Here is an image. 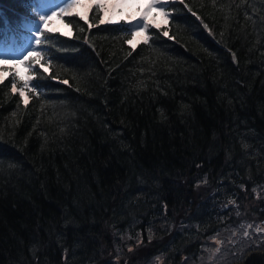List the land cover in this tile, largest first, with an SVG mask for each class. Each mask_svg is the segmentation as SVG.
<instances>
[{"label":"trees","instance_id":"trees-1","mask_svg":"<svg viewBox=\"0 0 264 264\" xmlns=\"http://www.w3.org/2000/svg\"><path fill=\"white\" fill-rule=\"evenodd\" d=\"M37 1L0 0L2 41ZM161 2L148 44L93 7L28 104L0 83V264H264V0Z\"/></svg>","mask_w":264,"mask_h":264},{"label":"snow or ice","instance_id":"snow-or-ice-1","mask_svg":"<svg viewBox=\"0 0 264 264\" xmlns=\"http://www.w3.org/2000/svg\"><path fill=\"white\" fill-rule=\"evenodd\" d=\"M136 3L141 4L144 7V11L141 13L139 8L136 12L127 13L123 11L128 8L133 0H71V3L68 4L67 8L61 9V14L63 16H72L79 15V19L84 21V23L88 24L89 28H92L94 25L89 21L88 13L95 7L97 10L103 11L104 16L108 18V22H112L114 17H119L121 19H128L129 21L135 20L137 16L144 21L143 24H132L129 31L133 37L143 36V43H149V36L146 35L149 25L160 28V23H157L155 18L150 19L151 13H156L163 19V23L165 25L168 24V13L165 11L166 4L162 3L161 0H135ZM85 11L76 13V8H85ZM56 16L54 13L53 16H41L40 19L43 21V31L39 28L36 32V48L31 49L23 59H15V60H6L0 61V64H4L9 66L8 70L4 68H0V83H3L9 76L12 77L11 82V91L13 94H19L20 97L23 98L25 104H28L29 97L26 94L27 92H36L39 88L38 84L31 83L34 79L37 78V72L35 69L37 67L41 68L44 73H49V68L51 65V61H47V63H42V61L46 60V56L44 51L40 50L45 41H50L51 38L48 36H44L43 32L46 31L48 33L54 31H60V29L49 27L50 21ZM63 27L65 29H71L73 22H63ZM100 23H105V19L101 18ZM71 32H61V35L68 36ZM165 36H168V32L165 31L163 33ZM128 43L132 45L133 48L136 47V43L133 40H129ZM23 81L22 86L18 87V82ZM66 83V81H64ZM260 231V229H258ZM247 235V233H245ZM131 250V249H130Z\"/></svg>","mask_w":264,"mask_h":264},{"label":"rangeland","instance_id":"rangeland-1","mask_svg":"<svg viewBox=\"0 0 264 264\" xmlns=\"http://www.w3.org/2000/svg\"><path fill=\"white\" fill-rule=\"evenodd\" d=\"M111 2H114V0H111ZM69 3H71V0H38L34 7V12L37 15L35 19L37 20V24L32 25L30 23L29 24L23 23L24 32H22V34H25V36H22L19 38L16 37L15 39L13 37V38H10V40L8 41H2L0 39V61L23 59V57L26 56L31 49L37 47L35 43L37 29L39 28L40 30L43 31V21H41L40 19L41 16H53V14L55 13L56 16L50 21L49 27L60 29V31H58L60 34L61 32L70 31L71 34L68 35V37H70L72 35V28L70 30L65 29L61 22V21L66 22L64 20L65 16L61 14V9L67 8ZM86 7L87 5H85V8H76L75 12L76 13L83 12L85 11ZM138 8L141 13L144 11V7L141 4L136 3L135 0H133V3H131L130 6L124 9L123 11L127 13H133V12H136ZM153 17L155 18L157 23H160V24L163 23V19L156 13L150 14V19ZM101 18L105 19V23L103 24H112V23H118V22L125 23L126 22L128 29H130L132 24H136V23L143 24L144 23V21L140 18V16H137L136 19L132 21H129L128 19H121L119 17H114L113 21L110 23L108 22V18L104 16L103 11H101L100 19ZM146 35H147V32H146ZM129 40H133V42L136 43L137 45L139 42L143 41V36L133 37L130 33V37L128 38L127 42ZM8 67L9 66L7 65L0 64V68H4L5 70H8ZM22 84H23V81L19 83L20 86H22ZM26 94H27V90H26ZM245 223H248V222H245ZM248 224H246L244 227L245 233L248 234L252 230L255 231L257 236H259L261 233H264V226L259 225L257 221H254L253 225H248ZM258 229H260V231H258ZM192 233H195V232H192ZM219 241L217 240L218 244L215 247H218ZM214 249H217V248H214Z\"/></svg>","mask_w":264,"mask_h":264}]
</instances>
